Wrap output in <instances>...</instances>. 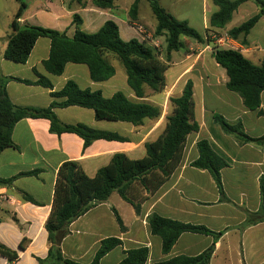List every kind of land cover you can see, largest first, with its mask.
Instances as JSON below:
<instances>
[{
	"label": "crops",
	"instance_id": "1",
	"mask_svg": "<svg viewBox=\"0 0 264 264\" xmlns=\"http://www.w3.org/2000/svg\"><path fill=\"white\" fill-rule=\"evenodd\" d=\"M118 1L113 9L103 10L97 8L93 0H27L20 5L11 0L13 4L0 21V76L34 82L9 81L6 91L12 103L34 109L48 108L54 102L62 103L65 98H55L52 93L60 92L68 82L76 83L82 90H100L106 98L124 88L127 90L124 94L136 100L127 84V75L117 70L112 62L110 64L115 67L116 74L105 82H94L85 63H68L59 76L48 73L43 63L50 56L51 41L46 37L35 42L26 63H15L4 57L12 32L11 24L22 4H25V10L19 20L21 25L66 31L69 37H73L77 31L73 23L75 15L81 18L80 30L86 33H96L111 19L118 25L120 35L126 41L137 38V23L156 28L157 22L153 25L144 22L140 6L137 19L133 20L129 15L130 8L121 7ZM250 2L242 3L237 11ZM254 11L256 15L258 7ZM232 20L224 29L209 28L203 36H211L212 41L205 45L185 40L186 44L191 45V50L196 48V54H186L180 72L169 83L173 87L179 78L184 77L194 83L196 120L200 127L198 132L189 135L181 165L153 193L144 189L139 182L131 185L130 197L138 206V211L132 203L114 192L108 201L73 221L61 243L65 258L90 264L105 238L113 237L119 238L122 243L106 254L101 264H119L127 251L139 247L149 250L147 264H157L179 256L195 257L214 243L210 235L185 233L170 253L164 254L162 240L152 235L148 225V217L156 213L173 220L180 221L181 218V222L194 225H203L205 221L217 224L218 221L230 219L232 222L227 226L209 228L223 233L215 242L210 264H264V195L261 193L264 146L253 142L242 143L235 135L226 133L214 116L221 111L219 115L232 125L240 123L248 136L260 138L264 135V91L260 108L248 110L242 98L227 89L229 78L226 70L216 63L214 57L215 48L237 49L259 65L264 60V16L250 31L246 45L230 37H227L226 44L218 43L215 37H225L229 30L235 28L230 25ZM209 59L214 64L212 70L205 68L204 62ZM198 64H202V68L195 74ZM39 76L46 77L53 89L36 84ZM198 92L202 99L200 112L197 111ZM54 112L62 124H83L95 130L117 133L126 140H97L85 147L84 140L75 133L52 132L48 119L27 118L19 121L11 135L16 147L6 148L0 153V179H11L33 171H38V174L18 177L11 185L0 186V244L18 253V260L12 263L0 255V264H39V259L48 256L50 243L45 225L52 211L58 172L64 163L78 162L88 176L94 177L117 153H124L132 160L143 158L146 143L158 139L166 126L165 117L146 120L140 127L125 122L97 120L92 109L79 106L56 107ZM201 140H207L215 152L227 161L228 166L221 170L222 185L226 174L236 177L239 184L236 196L228 194L224 186L223 194H220L211 173L191 165L199 157L197 144ZM207 185L213 187L208 189ZM23 192L32 196L35 203L23 200ZM227 207H231V213ZM114 210L121 217L124 230H121Z\"/></svg>",
	"mask_w": 264,
	"mask_h": 264
},
{
	"label": "trees",
	"instance_id": "2",
	"mask_svg": "<svg viewBox=\"0 0 264 264\" xmlns=\"http://www.w3.org/2000/svg\"><path fill=\"white\" fill-rule=\"evenodd\" d=\"M116 1L93 0V4L99 9L109 10L114 8ZM147 1L157 22L155 37H165L168 61H171L174 52L187 48L185 40L183 41L185 37L203 45L211 42L208 35L204 37L192 28L188 21L178 20L169 13L161 5L163 0ZM246 1L254 2L259 12L227 32L228 37L246 45L245 41L250 31L264 16V0H213L218 10L210 16V27L224 29L239 6ZM139 2L140 0H135L130 7L129 15L133 20L137 19ZM24 10L25 4H22L11 24L12 32L4 53L5 59L15 63H26L35 42L41 37H46L51 41L50 56L43 63L48 73L59 76L63 74L68 63H85L94 82H105L110 81L116 74L115 67L110 64L111 56L125 68L127 84L136 100L130 99L120 91L106 98L100 90H82L76 83L68 82L60 92L52 93L55 98H65L64 102H54L45 109L21 107L10 100L6 84L11 80L27 84L34 82L0 76V153L6 148L16 147L11 136L13 129L19 121L27 118L48 119L52 132L75 133L84 140L85 147L97 140L121 142L126 140L117 133L95 130L83 124H62L54 112L56 107L88 108L94 111L97 120L125 122L136 127L143 126L146 120H159L162 117V108L145 100L147 89L160 93L166 87V72L169 65L162 61L156 48L137 38L128 41L122 39L118 25L111 19L96 33H86L80 30L82 20L75 15L73 23L77 31L73 37H69L66 31L39 25H21L19 20ZM214 50L216 63L226 70L229 78L227 89L238 94L248 110L260 108L261 95L264 91V60L256 65L240 50L230 48ZM35 83L49 89L54 87L44 76H39ZM183 89L180 96L170 98L172 111L165 117V129L158 139L146 143V154L143 158L132 160L124 153H117L107 166L98 170L94 177L88 176L83 167L75 161L66 162L60 167L54 189L52 211L45 225L50 243L49 254L45 259H39V264H82L65 258L61 249V243L73 221L108 201L114 192H118L125 200L132 203L138 211V206L130 197L131 185L139 182L144 189L153 193L178 169L183 161L189 135L198 132L200 127L196 120L193 81L187 80ZM214 116L226 133L235 135L242 143L253 142L264 146V135L260 138H252L244 132L240 123L232 125L223 116L219 114ZM197 148L199 157L191 165L201 170L207 169L213 176L220 194H223L221 170L228 166L227 161L215 152L207 140L199 141ZM37 174L38 171H33L21 173L11 179H0V186L11 185L18 177ZM261 193L264 195V181L261 182ZM21 194L23 200L35 203L29 194L25 192ZM113 213L121 230H124L121 217L116 210ZM148 225L152 235L162 240L164 254L170 253L178 239L185 233L210 235L214 240V243L198 256H179L157 264H210L215 242L223 234L212 231L204 225L184 223L156 213L148 217ZM121 243L119 238H105L90 264H101L102 258ZM0 255L11 263L18 260V253L1 244ZM148 259V248L139 247L127 251L119 264H147Z\"/></svg>",
	"mask_w": 264,
	"mask_h": 264
},
{
	"label": "rangeland",
	"instance_id": "3",
	"mask_svg": "<svg viewBox=\"0 0 264 264\" xmlns=\"http://www.w3.org/2000/svg\"><path fill=\"white\" fill-rule=\"evenodd\" d=\"M15 2L19 3V5L27 0H14ZM135 0H119L118 4L121 7H131L132 4L134 3ZM11 3L13 4V2H11V0H0V21L1 19L5 16V12L9 10ZM252 3V4H251ZM161 5L169 12L171 13L176 19L178 20H186L189 21V25L196 29L200 34L205 35L207 30L210 27L209 25V19L210 16L212 15L213 12H215L218 8L217 6L214 4L213 0H163L161 2ZM140 12H141V16L142 19L144 20V22L153 25L156 23V19L154 18V16L152 15V10L150 8V5L148 3L147 0H140ZM257 7V5L254 2H250L247 5L242 6V8H240V10H238L233 17L232 23L230 24L231 27L233 26H239L240 24H243L244 22H246L251 16H253L255 14V8ZM137 25H141L142 27H144V29L147 31L146 34H138L137 35V40L140 41H145L148 44H152L154 42L159 43L160 47H157V51L159 52L160 58L162 59L163 62L166 63V65L168 66V70L166 72V76L168 81H166V87L164 89H162V92H153L150 89L146 90L147 93V98L146 100L148 101V99L150 100L149 102L157 105L158 107L162 108V117H166L167 114H170L172 111V106L170 103V98L172 97H178L181 95L182 90H184V82H186V80L188 79V77H184V78H179V80L177 81L178 83H175L173 87H170V81L173 77H175L181 70L182 68V62L183 60H185L186 58V54H196V48L194 49H190V44H187V48L184 50H181L179 52H174L172 55V59L171 61L167 60V55H166V42H165V37L161 36L156 38L155 37V29H153L151 26L146 25L144 23H137ZM148 35H151L152 38L148 37ZM211 39V36H209ZM126 39H128V37L125 36ZM184 40H188V41H193L190 38H183ZM212 41V39H211ZM196 41H193V44H196ZM198 44V43H197ZM109 60L112 62V64L116 67L117 70H121L123 71L125 74V68L123 67L122 64H120V62H118L115 58L113 57H109ZM210 60V59H209ZM209 60H207L206 62H204L205 68L212 70L214 64H212L211 60L209 62ZM173 62L177 63V65H170ZM190 62V60L188 61ZM202 62V64H203ZM202 64H198V66L196 67L195 70V74L199 73L201 68H202ZM168 84V86H167ZM120 92L123 93H127V90H125L124 88H121L119 90ZM226 93V92H225ZM196 101L198 102L197 105V111L200 112L201 109V105H202V99L200 97L199 92L197 93V98ZM221 111H219L220 114ZM161 117V118H162ZM237 169V168H236ZM235 172H237V170H235ZM234 172V173H235ZM236 177L232 176L230 173L226 176H224V182H223V186H224V190L227 191L228 194L231 193L232 196H236V194H238V186L239 184L236 181ZM246 186L251 187L252 185L247 184ZM213 186L211 185H207L208 189H211ZM243 206V205H242ZM245 208V207H244ZM227 211H229V213H231V207H227L226 208ZM242 210V209H241ZM180 220H182L180 218ZM232 222V220L228 219V220H223V221H218L217 224L216 222L212 221H205L203 223V225H205L208 228H215L217 226H227L228 224H230Z\"/></svg>",
	"mask_w": 264,
	"mask_h": 264
},
{
	"label": "built area",
	"instance_id": "4",
	"mask_svg": "<svg viewBox=\"0 0 264 264\" xmlns=\"http://www.w3.org/2000/svg\"><path fill=\"white\" fill-rule=\"evenodd\" d=\"M135 30L138 34H141V35L142 34L144 35L147 33V31L141 25H136ZM148 37L152 38L151 35H148ZM227 37H228V35H226L225 37H221V38L215 37V40H217V42L220 44H226L227 43V41H226ZM150 45L153 46L154 48L160 47L159 43H157V42H154L153 45L152 44H150Z\"/></svg>",
	"mask_w": 264,
	"mask_h": 264
},
{
	"label": "water",
	"instance_id": "5",
	"mask_svg": "<svg viewBox=\"0 0 264 264\" xmlns=\"http://www.w3.org/2000/svg\"><path fill=\"white\" fill-rule=\"evenodd\" d=\"M214 56H215V54H214Z\"/></svg>",
	"mask_w": 264,
	"mask_h": 264
}]
</instances>
